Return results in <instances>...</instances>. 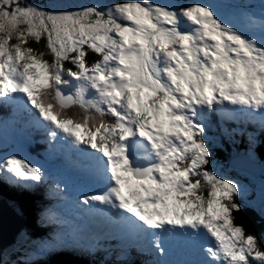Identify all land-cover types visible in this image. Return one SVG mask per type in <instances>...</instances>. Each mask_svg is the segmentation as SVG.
Returning <instances> with one entry per match:
<instances>
[{
  "label": "snow or ice",
  "instance_id": "1",
  "mask_svg": "<svg viewBox=\"0 0 264 264\" xmlns=\"http://www.w3.org/2000/svg\"><path fill=\"white\" fill-rule=\"evenodd\" d=\"M8 107L60 149L72 174L49 183L43 166L13 150L0 154V181L49 183L62 199L71 187L77 217L57 227L74 241L103 231L96 244L67 243L22 227L0 237V264L93 254L101 238L116 240L121 256L148 252L153 264H264V236L233 216L249 206L264 218V185L250 192L218 174L209 147L214 117L221 128L264 131V0L258 11L247 0H0ZM52 219L43 209L37 223Z\"/></svg>",
  "mask_w": 264,
  "mask_h": 264
},
{
  "label": "trees",
  "instance_id": "2",
  "mask_svg": "<svg viewBox=\"0 0 264 264\" xmlns=\"http://www.w3.org/2000/svg\"><path fill=\"white\" fill-rule=\"evenodd\" d=\"M39 47H42V45H39ZM90 57L91 55L89 56V59ZM78 112H79L78 108L68 109V113L70 115L73 113H78ZM248 125L250 128L252 127L251 123H249ZM222 133H224V131ZM230 134L231 136L234 135L233 132ZM259 136H264V131L260 130ZM253 137L256 138L257 140V136L255 134L253 135ZM224 141L226 143H225V146L222 148L219 145L217 148L214 147V143H216V139L214 137H213V140L209 142V147L211 148L214 159L217 161V166L218 164L221 163L224 165V167H228V168L233 167L227 164L228 158L231 157V155L233 154L244 153V152H251L253 155L256 156V158L259 161H261V163H264V144L262 142L257 144V147L255 149L254 147H250L244 144L243 137L242 139L238 137L237 139H234V140L228 137V138H225ZM224 162H226V164H224ZM0 194H3L4 196L10 199H12L13 197V195H10L9 192L7 191L3 192L1 190ZM38 199H39V195H34L33 193L30 195L21 196V198L19 199L20 206L26 215V224L24 228H27V229L29 228L30 233L32 235L33 234L41 235L44 233V230H45V228L41 227L37 223V217H38L39 209H40V203L38 202ZM233 216H234V222L236 224L242 225L246 233L250 232V233L257 235L258 237L264 236V218H262L259 212L254 210L252 207L244 206L242 207V210L240 212H234ZM97 253L101 254L100 251H97ZM125 258L127 260L133 259L132 257L128 259V256H125ZM38 264H109V262H102L101 260H98V259L92 261L85 254H76V253H71V252L66 253L64 251V252L58 253L57 255L48 254ZM120 264H140V263L130 262V263H120Z\"/></svg>",
  "mask_w": 264,
  "mask_h": 264
},
{
  "label": "rangeland",
  "instance_id": "3",
  "mask_svg": "<svg viewBox=\"0 0 264 264\" xmlns=\"http://www.w3.org/2000/svg\"><path fill=\"white\" fill-rule=\"evenodd\" d=\"M164 2H166V1L164 0ZM33 47H39V45H33ZM0 138H3L5 140V142H3V143H6L7 137H6L5 133H3V135ZM30 139H32V138L30 137ZM13 150L17 151L21 155L27 156L32 161L39 163L41 166H43L46 169L47 172H49V171L51 172V170L54 168V167L49 166L47 164V162L40 161L39 159H34L31 156L29 151L32 152V145L30 142L27 143V147H26V145L21 144L19 140H18V144H12L11 146H9V145L6 146L5 151H13ZM3 152L4 151H0V154H2ZM60 154H62L61 151H60ZM242 162H245V164H247L246 162H248V161H245V159H244ZM224 164H226V162H224ZM227 164H228V162H227ZM229 169H231V170H229ZM215 171L224 177L239 181L241 184L245 185L249 189L250 192L259 191L261 185H264V174L263 175L261 174L260 176H253L251 173L245 172V171L237 169V168L224 167V165L221 163L218 164ZM63 173L64 172H62L61 174L63 175ZM249 199H251V197H249ZM62 202H64L63 205H67L69 207L74 206L71 199H67V200L64 199ZM67 242H69V241H67ZM73 243H76V242H73ZM108 249L111 250V248H107V246H106L102 250V256L104 257L103 258L104 260L109 259Z\"/></svg>",
  "mask_w": 264,
  "mask_h": 264
},
{
  "label": "water",
  "instance_id": "4",
  "mask_svg": "<svg viewBox=\"0 0 264 264\" xmlns=\"http://www.w3.org/2000/svg\"><path fill=\"white\" fill-rule=\"evenodd\" d=\"M247 164H245V162H242L241 160H234L232 161V166L238 169H242L245 170L247 172H250L252 174H254L255 176H259L262 171H263V167L261 165H259L258 163H255L254 161H248L246 162ZM11 212L15 213V216H12L11 219H8L7 213H0V237H2L5 241L10 240L14 235H15V231H13L12 229H10V224H11V220L12 219H18V221L21 220V214L19 212V209L13 206H9Z\"/></svg>",
  "mask_w": 264,
  "mask_h": 264
},
{
  "label": "bare ground",
  "instance_id": "5",
  "mask_svg": "<svg viewBox=\"0 0 264 264\" xmlns=\"http://www.w3.org/2000/svg\"><path fill=\"white\" fill-rule=\"evenodd\" d=\"M224 133H225V135H231L230 133H232V131L224 130ZM0 210H1L0 211L1 213H4V209L3 208H0ZM8 210H10V209H8ZM7 216L8 217L15 216V213L14 212H11V210H10L9 212H7ZM64 250H65L66 253H69L70 252V250H68V249H64ZM126 256H128V259L131 257L130 255H126Z\"/></svg>",
  "mask_w": 264,
  "mask_h": 264
}]
</instances>
